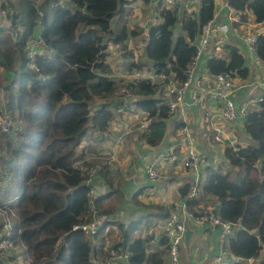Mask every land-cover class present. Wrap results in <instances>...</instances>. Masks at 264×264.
Here are the masks:
<instances>
[{
	"label": "trees",
	"instance_id": "obj_1",
	"mask_svg": "<svg viewBox=\"0 0 264 264\" xmlns=\"http://www.w3.org/2000/svg\"><path fill=\"white\" fill-rule=\"evenodd\" d=\"M10 1L3 0L1 6L12 7ZM123 2L42 0L36 5V0H17V13L8 18L11 28L0 24V68L5 71L4 80L0 74V95H4L5 109L25 126V131L16 130L11 136L0 133V209L13 212L9 234L3 232L0 240L23 245L30 264H93L92 257L105 258L111 247L128 250L133 264H168L166 237H160L153 249L152 235H133L141 217L119 222L120 238L114 240L109 238L114 232L105 231L112 222L107 218L95 240L74 229L90 222L94 212L109 215L99 206L101 197L87 196L91 190L87 170L92 163H79L83 154L77 150L88 131L104 133L108 128L112 112L104 100L121 86L131 88L132 104L153 118L150 131L140 134L149 146L162 143L169 123L163 89L157 93V86L147 79H126L120 85L111 75L102 34L111 31L110 21L117 13L122 16ZM229 3L264 21V0ZM213 9L214 0H200L198 11L191 14L160 8L161 21L148 29L143 48L154 71L172 72L179 82L184 81L196 51L195 39ZM36 30L44 39V49L29 60L28 42ZM122 35L127 33H119L115 41ZM255 49L264 62V34L257 38ZM224 52L228 57L207 59L209 72L247 78L250 64L243 54L234 46ZM131 67L128 70L140 69L134 62ZM239 122L241 132L233 137L240 138L242 130L244 134L234 147L225 148L223 156L228 164L242 169L240 181H232L230 172L220 170V165L214 169L210 163L199 199L187 201L190 210L216 202L219 218L234 225L226 246L238 260L225 264H245L244 259L260 256L264 248V101L250 107ZM174 126L179 123L175 121ZM245 135L254 144L245 143ZM188 190L186 183L179 188L180 196L185 197ZM2 229L0 223V233ZM11 260L9 254L0 256V264H11Z\"/></svg>",
	"mask_w": 264,
	"mask_h": 264
},
{
	"label": "built area",
	"instance_id": "obj_2",
	"mask_svg": "<svg viewBox=\"0 0 264 264\" xmlns=\"http://www.w3.org/2000/svg\"><path fill=\"white\" fill-rule=\"evenodd\" d=\"M140 1V0H135ZM159 11L161 7H172L178 9V15L181 11L191 14L195 11L193 7L194 0H151ZM160 6V7H158ZM223 14L215 7L212 17L201 27L200 33L195 39L196 51L185 69V79L179 82L174 73H157L150 66L147 69H135L130 71V75H123L129 79H147L151 84L157 86V93L163 89L167 97L170 116L178 115V120H172L179 123L177 127L176 141L165 149H160L156 154L147 160L142 171L147 180L151 183L157 182L160 178L161 168L165 164L178 165L181 169L190 174L189 190L180 203L172 205L165 219L161 224L162 236L167 238L168 264H182L180 249L184 243V233L190 228L196 231L206 232L215 235L218 252L213 256V264H225L228 261H236L237 257L231 256L227 249V238L233 234L234 225L223 221L217 214L218 205L201 203L197 210H190L187 201H196L201 195L203 183L206 179L207 167L210 164L209 156L204 149L211 152V158L219 153L221 145L225 142L223 126L218 125L217 121H223L229 124H235L246 115L250 107H256L262 101L264 96H251L240 106L235 101L237 82L239 76L230 72H221L212 75L207 69L205 73L201 72L200 60L211 56H222L226 48L236 47L250 65L258 66L264 64L256 55L255 44L257 38L264 34V21H249L247 11L236 10L229 1L221 4ZM220 8V9H221ZM251 12V11H250ZM13 7H2L0 3V19L8 20L10 15L16 14ZM21 15V14H20ZM254 16V15H253ZM161 20V18H160ZM44 39L41 38L40 31L35 34L28 42L27 57L34 60L41 53ZM134 53H135V49ZM132 53V52H131ZM133 55V53H132ZM134 58V56H133ZM136 63V60L134 59ZM207 62V61H206ZM206 75L210 80L205 82ZM258 84L264 87V79L259 82H252L250 85ZM254 89V88H252ZM120 99L116 111L126 110L133 102L134 95L131 88L121 86L115 93ZM208 100L218 105L217 113H206L203 117V128L197 136L187 119V109L190 106L198 107L204 100ZM143 118L137 124L140 133H147L151 129L153 118L148 116L143 110ZM16 119L5 109L4 103L0 104V133L12 135L16 131ZM130 130H125L123 135L129 134ZM227 142H230L229 139ZM226 142V143H227ZM234 147L235 144L226 145ZM88 160V159H87ZM84 160V161H87ZM83 161L80 160L79 163ZM102 169L100 163L92 164L87 170L88 182L90 176ZM203 180V182H202ZM90 199L95 198L93 191L87 193ZM17 198L9 200L10 202ZM13 215L12 211L0 209V223L4 233L9 234L11 229ZM102 224V217L93 215V219L85 224L74 226V229L81 230L91 240L96 239L97 230ZM13 247L11 241L7 239L0 240V256L9 254ZM251 259V258H248ZM93 264H133L130 261L128 250L111 247L108 249L105 258L92 257Z\"/></svg>",
	"mask_w": 264,
	"mask_h": 264
},
{
	"label": "crops",
	"instance_id": "obj_3",
	"mask_svg": "<svg viewBox=\"0 0 264 264\" xmlns=\"http://www.w3.org/2000/svg\"><path fill=\"white\" fill-rule=\"evenodd\" d=\"M225 1L229 0H214V7L220 11L221 15L223 14L221 4ZM144 3H149L152 5L154 17L156 16V18L161 21L158 17L159 11L151 0H130L129 2L124 1L122 4L123 12L120 14L123 15L126 12L132 11L137 14ZM128 6L131 8V11H125ZM117 16L122 17L120 15ZM247 17L251 22L254 19V16L250 11H247ZM144 24L146 25V22ZM132 32H137V30H133ZM38 33L39 31L36 30L35 37H37ZM147 38L148 30L145 34V40L141 46L145 45ZM136 48L137 43H135L131 49L133 56V49ZM138 48H140L139 45ZM43 49L44 47L42 48L41 52ZM107 60L111 66V75L116 77L120 85L122 80L126 81V79H129V76L123 77V75H130L129 72L133 71L134 68L132 70H128L130 67L125 66V63L127 62V57L125 55L122 56V54H120L113 60H110L109 57H107ZM206 61L207 58H202L200 60V68L201 72L203 73L206 71L204 68ZM135 64H137V62ZM2 70L3 69L0 68V71ZM263 79L264 64L260 67L249 65L248 77L239 78L237 82L238 90L236 91L235 101L237 102L238 106L243 104L249 96H264V87L259 86L258 84L252 86L250 85L252 82H259ZM204 80L205 82H208L210 80V76L206 75ZM104 101L109 104V109L112 112V119L108 128L104 133H98L93 130L88 131L79 144L80 154H83V160H96L102 166V169L90 176L88 182L86 181V184L89 185L90 189L93 191L94 197H101V200L99 201V206H101V209H105L107 212H109V214L112 210L110 214L112 215V219L119 220V222H122L123 224H127L129 221L139 219L140 217L141 220H148L149 215L154 214L156 211L151 209L152 207L148 206L147 201H140L138 197L136 198V196L139 192H142L146 194L142 197V199L149 200L152 198L151 195L154 192L157 193V200H159L161 205L165 207V211L161 215L165 216L157 217L158 221L156 225L151 227L148 232L143 235H152L153 239L151 243L154 242L156 245H158L159 238L162 237L161 224L163 220L165 219L172 205L180 203L183 199L179 194V202L171 200L166 195L167 191L165 190V187L170 186L171 188H174L173 184H176L179 193V188L184 187L186 183L189 184L190 176L186 174V176L183 178L181 176L187 173L185 170L181 169L178 165L165 164L161 168L160 178L157 180V182L151 183L147 180L145 174L143 173L142 167L144 163L152 158L158 150L165 149L176 141L177 128L174 126L173 121L169 122L162 143H160L158 146H149L141 139V133L137 129V124L143 118V110L134 106V104H131L126 110L117 112L116 107L120 99L117 98L115 94L108 97ZM3 102L4 100L2 99L1 103ZM218 110L219 107L217 104L206 99L198 107H188L187 119L197 136L200 134V131L203 128V117L205 114L217 113ZM238 122L235 124H229L223 121L216 122L218 125L223 126L222 129L224 132L225 142L223 145H221L219 153L215 154L214 158H211V152L208 149H204L205 153L209 156L210 163L213 165H219V161L224 160L223 152L227 147L226 145H236V142L241 140L242 136L238 139L237 137H235V139L233 137V135L235 136L241 132V124ZM125 130H130V133L123 135ZM228 139L230 142H227ZM162 181L167 182L168 185L163 187ZM163 193H165V197H167V199L163 198ZM115 200L119 201L114 202ZM136 201L139 204L136 203ZM214 203L216 202H213L212 200L208 202V204ZM118 209L120 210L118 211ZM195 234L196 237L194 243L191 242L190 238L188 248L185 247L184 243L182 245L186 250V254L188 255L186 259L183 258L180 249L182 264H213V256L218 252L215 235L199 230L196 231ZM242 263L264 264V248L262 249V253L258 259L255 257L251 259H244Z\"/></svg>",
	"mask_w": 264,
	"mask_h": 264
},
{
	"label": "rangeland",
	"instance_id": "obj_4",
	"mask_svg": "<svg viewBox=\"0 0 264 264\" xmlns=\"http://www.w3.org/2000/svg\"><path fill=\"white\" fill-rule=\"evenodd\" d=\"M12 1V7L13 9H16V5L17 0H11ZM10 1V2H11ZM42 0H36V5H38ZM125 2H129L130 0H124ZM0 2H3V0H0ZM199 5H200V0H194L193 1V7L195 9V12L198 11L199 9ZM120 9V8H119ZM125 11H131V8H128ZM119 13H117L114 18L110 21V32H103L102 34V44L105 45V52L107 54V57H109L110 60H113L114 58H116V56L122 54V52H126L128 54L127 56V62L125 63L126 67H131L132 65V61H134V59H136L137 65H139L140 70L141 69H147L148 67H152V63L151 61H149L145 55L143 54V46H141V44L143 43V41L145 40V34L147 32V30L154 26L159 24V19L156 18V16L154 17V12L152 9V5L149 3H144L143 6L140 8L139 13H135V12H126L122 15V17L117 16ZM146 22V25L144 24ZM3 23L7 28H11V22L5 19H0V24ZM4 26V27H5ZM122 29V30H121ZM133 30H137V32H135L134 34L131 33ZM125 31L127 33L126 37H123V35L121 36V38L118 41H115V38L118 36L119 33L122 34V32ZM177 35V25L174 27V38ZM137 43V48L135 49V53H134V58L133 55L130 57L129 53H131V49L133 48V45ZM138 45L140 48H138ZM51 55H54V51L48 49ZM132 54V53H131ZM223 56L228 57V53L223 52L222 53ZM132 68V67H131ZM153 68V67H152ZM1 73V77L2 80H4L5 78L3 77L5 75V71L2 70L0 71ZM3 99L4 95L3 93H1L0 95ZM250 97V96H249ZM248 97V98H249ZM166 101H167V97H165ZM165 99L163 98L162 101H165ZM1 103V102H0ZM179 116L174 114L171 115L168 119V122H171L172 120H178ZM16 130H22L25 131V126L24 124H20L18 123V121H16ZM24 129V130H23ZM243 130H242V136H243ZM248 136L245 135L244 140L246 139L245 143H250V144H254V142L252 140H249L247 138ZM78 152L80 151V149H77ZM88 162H91L92 164L94 163H99L96 160H87ZM219 165H220V170H222L223 172H230V178L232 181L234 182H239L240 178L243 174L242 169L238 168V167H233L230 164H228L225 159L223 161H219ZM218 165V166H219ZM217 164H214V166H212V168H216ZM185 172V171H184ZM186 174H188L190 176L189 173H185L183 174L181 177L184 178V176H186ZM190 178V177H189ZM163 182V187L167 186L168 183L165 181ZM203 182V180H202ZM174 188L169 187H165L166 191H167V196L168 198H170L171 200H174L175 202H179L180 201V196L177 190V185L173 184ZM157 193H153L151 195V199L149 200H144L142 199L143 196H145V193L139 192L136 196V198L138 197V199L140 201H147L148 202V206L152 207L151 209H154L156 212L154 214H150L148 217V220H140L137 224L138 229L134 232V236H139V235H143L146 234L148 232V230L155 226L158 219L157 217H159L160 214H162L165 211V207L161 205L160 201L157 200ZM163 198L167 199V197H165V193L162 194ZM119 197V196H118ZM136 200V199H135ZM119 201V200H118ZM117 200H115L114 202H118ZM136 203H138L136 201ZM139 204V203H138ZM121 209V206H120ZM118 209V211L120 210ZM112 212V210H111ZM110 212V214H111ZM103 215L102 217V221L106 220V218L108 220H112V222L110 224L107 225L106 230H110L112 231V234L114 232V234L109 237L110 240H114L117 238H120V230L118 227V223L119 220H114L112 219V215ZM142 215V214H141ZM104 221L102 222V224H104ZM122 223V222H121ZM101 224V225H102ZM3 233V231H1L0 235ZM196 234L193 233L191 236V242L194 243ZM151 248H157L158 245H156L154 242L151 243L150 245ZM181 253L183 258H187L188 255L186 254V250L185 248L182 246L181 247ZM8 256V254H7ZM4 257V256H1ZM9 258L12 259L10 262L11 264H30L29 260L27 258V255L25 253L24 250V246L23 245H19V246H14L10 249L9 251ZM258 257H256V259H258Z\"/></svg>",
	"mask_w": 264,
	"mask_h": 264
},
{
	"label": "water",
	"instance_id": "obj_5",
	"mask_svg": "<svg viewBox=\"0 0 264 264\" xmlns=\"http://www.w3.org/2000/svg\"><path fill=\"white\" fill-rule=\"evenodd\" d=\"M193 233H194V231L190 228H188L184 233V245L186 248L189 247L190 238H191Z\"/></svg>",
	"mask_w": 264,
	"mask_h": 264
}]
</instances>
